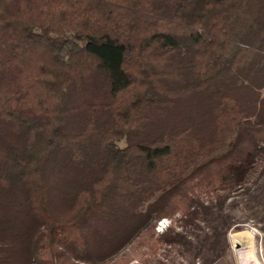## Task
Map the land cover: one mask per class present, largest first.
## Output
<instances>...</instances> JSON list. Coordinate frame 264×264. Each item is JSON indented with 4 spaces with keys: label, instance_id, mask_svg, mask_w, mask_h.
I'll use <instances>...</instances> for the list:
<instances>
[{
    "label": "trees",
    "instance_id": "16d2710c",
    "mask_svg": "<svg viewBox=\"0 0 264 264\" xmlns=\"http://www.w3.org/2000/svg\"><path fill=\"white\" fill-rule=\"evenodd\" d=\"M263 88L264 0H0V264L229 255Z\"/></svg>",
    "mask_w": 264,
    "mask_h": 264
},
{
    "label": "rangeland",
    "instance_id": "374dc122",
    "mask_svg": "<svg viewBox=\"0 0 264 264\" xmlns=\"http://www.w3.org/2000/svg\"><path fill=\"white\" fill-rule=\"evenodd\" d=\"M261 92L264 96V88ZM262 147L264 148V140L262 141ZM263 164L264 151H261L246 161L242 166V175L235 182L239 184L249 183L257 176ZM232 211L239 218L246 220V222L242 230L229 232L228 238L231 244L229 255H226L214 264H264V231L252 219L246 217V211L242 209V204L232 209ZM161 221L163 225L160 224ZM170 224L177 225L170 218L162 217L157 221L155 230L157 233H161ZM242 231H249L252 234V238L248 234L236 235ZM154 239L145 241L146 245H139L137 242H134L122 252L121 258L117 259L115 263L111 262L109 264H201L200 258H195L193 262L191 260L192 257L183 255L176 245L158 244ZM150 242L153 243V248L151 249L148 246ZM50 253L47 256L50 260H45L41 264H87L76 259H62L58 257L57 253H54V255ZM146 258L149 259V263L145 261Z\"/></svg>",
    "mask_w": 264,
    "mask_h": 264
},
{
    "label": "bare ground",
    "instance_id": "6f19581e",
    "mask_svg": "<svg viewBox=\"0 0 264 264\" xmlns=\"http://www.w3.org/2000/svg\"><path fill=\"white\" fill-rule=\"evenodd\" d=\"M243 234H248L251 238H252V234L248 231H242V232H238L236 235L237 236H240V235H243Z\"/></svg>",
    "mask_w": 264,
    "mask_h": 264
},
{
    "label": "built area",
    "instance_id": "2783aa9c",
    "mask_svg": "<svg viewBox=\"0 0 264 264\" xmlns=\"http://www.w3.org/2000/svg\"><path fill=\"white\" fill-rule=\"evenodd\" d=\"M160 224H162V225H163V222L161 221V223H160ZM159 228H160V229H162V227H160V226H159ZM261 241H262V240H261Z\"/></svg>",
    "mask_w": 264,
    "mask_h": 264
}]
</instances>
